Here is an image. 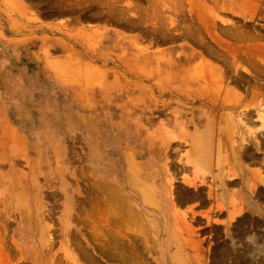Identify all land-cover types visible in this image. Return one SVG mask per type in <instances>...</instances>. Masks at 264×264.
Masks as SVG:
<instances>
[{"label":"rangeland","instance_id":"rangeland-1","mask_svg":"<svg viewBox=\"0 0 264 264\" xmlns=\"http://www.w3.org/2000/svg\"><path fill=\"white\" fill-rule=\"evenodd\" d=\"M250 3L264 7V0H0V184L26 180L31 198L25 237L20 214L9 218L0 198V264H114L111 226L101 219L112 203L102 189L111 186L135 205V184L123 176L129 162L148 159L180 226L152 237L149 251L129 241L131 263L264 264V56L254 54L264 47V20ZM58 36H79L82 49L97 51L90 64L64 63L62 79L77 77L86 95L124 102L98 104L106 108L97 113L81 104L80 118H44V90L63 96L75 88L44 83L40 65L24 55ZM210 65L237 71L213 83L176 84L174 70ZM172 82L181 98L191 91V100L177 98ZM227 90L240 93L248 109L222 106ZM212 97L217 109L199 105ZM209 119L216 123L209 143L224 156L212 173L187 165L191 145L183 139ZM219 171L227 183L235 174L234 185L224 183L229 197ZM201 213L210 223L196 221Z\"/></svg>","mask_w":264,"mask_h":264},{"label":"bare ground","instance_id":"bare-ground-1","mask_svg":"<svg viewBox=\"0 0 264 264\" xmlns=\"http://www.w3.org/2000/svg\"><path fill=\"white\" fill-rule=\"evenodd\" d=\"M250 8H252L255 12L258 11V18L260 20H264V7L259 10L258 6H256L254 3H250ZM254 54L257 55L260 61H262V57L264 56V47H258ZM181 57L183 56L181 55ZM185 57L186 59H189V55H186ZM262 63H264V60ZM229 71H237V69H224L210 65V67L208 66L203 69H196L193 67L191 69L187 68L184 71L174 70L173 73L181 76V79L176 82V84L187 87L189 84H192L193 86L195 84H199L200 81H204L206 83H213L218 79H224ZM160 74H162V72H160ZM259 75L261 77L263 76L262 73H260ZM172 86L175 89L174 93L177 98H183L184 100L189 101L191 100L193 95L191 94V91L189 92L188 90L186 92V95L182 96L181 98L182 92L178 93V91H176V87L174 86L173 82ZM217 98L218 97H212L211 99H200L199 105H206L205 107L208 106L211 110L217 109L219 103V99ZM173 102L176 105V102L178 101ZM228 104H231V106L229 107L232 110H247L250 106V103H245V100L243 97H241L240 93H232V91L227 90L225 96L222 98V106ZM246 113V118H249L251 116L250 112ZM259 119L264 123L263 113L259 114ZM197 125L198 123H196L195 126L196 134L184 135L183 138L184 140H186V142L190 143L191 145V152L189 153L191 156V160L187 162V165L195 166L198 169L205 170L209 173H212V167L216 165L217 168L221 171L224 156L221 157V153L219 151L218 153H215L212 146L210 145L213 141H215V121L209 119V123L206 129L199 128ZM15 133L16 132L10 130L9 136L11 140H16L17 135ZM221 134L225 135V132L223 131ZM227 135L231 134L227 133ZM224 138V136H219V138L217 139V145L220 146L221 144H223ZM231 140V136H227V142H231ZM242 142H245V140H243ZM148 160L145 163H140L137 160L134 162H129V172H126V174L123 176L124 183H129L130 181H132L135 184V186L132 187V195H130V197L135 199V205H133L128 199L127 201L123 197H117L116 195H118V192L111 186L104 185V189H102V191H104L105 195L111 200L112 203L111 207L107 209V212L103 214L101 219L102 221L111 226V228L106 231L109 242V254H107V257H109V259H111L114 264H137L136 262L131 263L133 257L130 256L129 251L126 250V248L129 250V241L133 242V247L136 243V246L143 245L144 249L146 251H149L150 247L148 245L150 242H152V237L159 238V236H161L160 233H164V231L168 228H177L180 226V222L177 220L178 218L176 217L177 212L171 208V211H168L167 207H165L166 201H171L172 197L169 192V189L167 191L166 189H164L163 186L159 184L160 176L154 170L153 166L148 163ZM184 168H186V166H184ZM220 171L219 174L222 175L220 177V180L223 184L222 187L224 189L222 190L223 198L229 197V190L224 186V183L227 186L234 185L236 183L235 174H232V172H229L227 174L228 179L231 178V180H229V183H227L224 180L225 175L222 174ZM169 181L170 177L167 175L165 177V184H168ZM202 182H204V179L202 180ZM193 184L194 183H191L190 185ZM29 191V185L26 180H20L18 183L15 184L14 181L6 178V182H2L0 184V198L4 206L6 215H9V218H11L13 217L15 212H18L20 214L21 221L19 227L22 230L21 234L23 235V237H25V231H27L26 226L29 224L30 219L29 211L31 198ZM204 201L205 200H202V202ZM233 208H235L234 205ZM195 217L196 216L194 215L193 219ZM203 217H205L209 221L208 223H210L208 215L202 213L201 215H199V217L195 219H197L196 221L198 222ZM144 229L149 230L147 234L138 231ZM7 230L8 227L5 224L3 231L6 233ZM102 233L103 231H100L98 234L102 236ZM123 236L127 237V247L124 246ZM137 251L131 253L138 261L139 251L138 253Z\"/></svg>","mask_w":264,"mask_h":264},{"label":"crops","instance_id":"crops-1","mask_svg":"<svg viewBox=\"0 0 264 264\" xmlns=\"http://www.w3.org/2000/svg\"><path fill=\"white\" fill-rule=\"evenodd\" d=\"M77 32L72 33L74 35ZM78 37V42L76 38ZM74 37H60L58 36L56 41L52 42H42L36 49L25 53L24 58L26 62L40 65L41 75L44 77V83H53L59 87L70 86L73 89V94L71 95H58L50 94L44 90V95L42 96V101L44 102V118L49 117V113H66L64 117L66 118H80L82 112L81 104L89 103L91 106L89 108H94L96 113L106 106H100L98 104H105L111 102H124L123 97L114 98L115 95L109 94H88L84 93V89L77 85L79 78L75 77L73 80L64 81L62 79L63 71L65 67H62L64 63H73L77 65L80 63L90 64V61L94 58V54L97 53L96 50L93 52L89 48L82 49L79 46V36ZM60 75V78L59 76ZM62 79V80H60ZM37 102V101H36ZM126 100L125 103H127ZM127 105V104H126ZM123 108V105L121 104ZM127 108V106H126ZM70 112V113H68ZM61 116V115H60ZM46 131H44V134ZM49 133V132H48ZM54 133V132H52Z\"/></svg>","mask_w":264,"mask_h":264}]
</instances>
